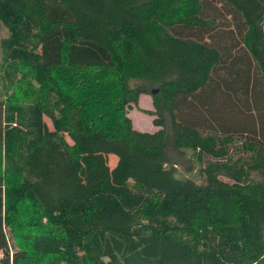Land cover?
<instances>
[{"label":"trees","instance_id":"1","mask_svg":"<svg viewBox=\"0 0 264 264\" xmlns=\"http://www.w3.org/2000/svg\"><path fill=\"white\" fill-rule=\"evenodd\" d=\"M0 21V264H264V0H0Z\"/></svg>","mask_w":264,"mask_h":264},{"label":"rangeland","instance_id":"2","mask_svg":"<svg viewBox=\"0 0 264 264\" xmlns=\"http://www.w3.org/2000/svg\"><path fill=\"white\" fill-rule=\"evenodd\" d=\"M8 33L7 28L2 24L0 21V39L4 36H6ZM3 59V52L2 48L0 46V100H3L6 96L5 88L14 87V82L7 80L3 77V69L1 68V63ZM133 85L136 84V81L132 82ZM11 91V90H10ZM153 105H152V99L151 95L149 94H143L140 97V101L138 103V107H133L128 111V116L131 118L133 126L136 130L143 131V132H155L158 130L159 127H155V125L152 122L153 115H149L147 111H152ZM148 114V115H146ZM44 121L46 122L47 126L52 129L51 121L48 117L44 116ZM67 140L71 143L69 138ZM107 162L109 167H113L117 162V157L115 155H108Z\"/></svg>","mask_w":264,"mask_h":264},{"label":"crops","instance_id":"3","mask_svg":"<svg viewBox=\"0 0 264 264\" xmlns=\"http://www.w3.org/2000/svg\"><path fill=\"white\" fill-rule=\"evenodd\" d=\"M263 27H264V23H263ZM141 95H143V94H141ZM141 95L139 96V101H140V97H141ZM151 110H153V109H151ZM146 115H148V114H146ZM150 115V114H149ZM148 115V116H149ZM152 116V115H151ZM154 118V117H153ZM153 118H152V120H153ZM155 127H159V126H155ZM159 129V128H158Z\"/></svg>","mask_w":264,"mask_h":264}]
</instances>
